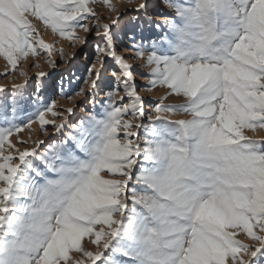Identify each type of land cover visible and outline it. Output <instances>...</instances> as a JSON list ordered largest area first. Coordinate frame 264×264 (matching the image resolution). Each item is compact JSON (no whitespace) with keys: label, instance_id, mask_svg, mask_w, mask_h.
Returning <instances> with one entry per match:
<instances>
[{"label":"snow or ice","instance_id":"1","mask_svg":"<svg viewBox=\"0 0 264 264\" xmlns=\"http://www.w3.org/2000/svg\"><path fill=\"white\" fill-rule=\"evenodd\" d=\"M93 2L0 0V57L12 70L38 49L55 67L54 44L30 17L64 39L79 40L77 28H94L103 41L100 67L91 64L83 81L91 91L74 93L91 96L99 108L85 104L87 116L67 134L64 112L75 109L58 112L55 101L44 103L41 85L34 89L33 104L43 106L29 129L39 121L45 132L52 125L63 135L49 144L40 166L34 150L20 152L10 140L22 131L12 120L26 99L25 85L0 98L7 125L0 126V264H261L264 137L245 130L264 129V0H157L156 8L171 10L162 21L147 17L153 5L141 0L132 11L144 17L123 26V14L101 25ZM103 3L115 11L110 0ZM141 19L161 33L158 39L137 40ZM121 33L131 34L132 58L144 62L141 69H151L144 73L147 90L159 86L165 98L182 103L146 107L133 65L117 51ZM106 58L119 68L117 85L97 101ZM46 75L41 71L37 79ZM178 113L187 118L170 119ZM241 233L251 243L239 239Z\"/></svg>","mask_w":264,"mask_h":264},{"label":"rangeland","instance_id":"2","mask_svg":"<svg viewBox=\"0 0 264 264\" xmlns=\"http://www.w3.org/2000/svg\"><path fill=\"white\" fill-rule=\"evenodd\" d=\"M140 2L141 0H133V3L130 4L128 3V0H110V3L115 6V11H112L103 3V0H94L92 7L98 16L101 25L104 23H110L118 14H123L120 22L123 26L130 19L137 16L144 17L143 12L137 13L132 11V9H134ZM156 2L157 0H150V3L153 6L149 7L147 17L154 21H162L165 18L164 14L170 13L171 10L164 4H160V6L156 8ZM180 2H183V0H180ZM172 16H174V13H172ZM169 18H171V16ZM30 19L36 29L41 33L42 38L47 43L54 44L51 61L55 63V67L49 62L48 56L40 49H38L40 54L37 56H32L31 53H29V56L22 60L15 70H12L10 66L7 65L6 60L3 57H0V87L8 90L0 93V98L7 99L11 93L13 85H25L24 92L26 99L22 102L20 109L17 111L15 119L12 120L14 125L22 128V131L14 133L10 140L20 152L25 149L30 151L34 150L36 153L34 162L37 166H40V158L48 154L49 144L52 143L54 139L62 140L63 135L56 133L52 125H47V131L45 132L42 130L39 121L32 123L31 128L29 129L28 122L31 119H34L37 108L43 106H36L33 104L31 98L36 95L34 89L37 85H41L43 88L42 95L44 97V103L51 104L55 101V110L58 112L69 107L75 109L71 115L64 112V116L69 121L67 129L64 130V134H67V132L72 130L73 124H76L81 117L87 116L88 112L82 110L85 108V104L87 105L88 110L95 111L96 108H99V105H96L94 108L92 103L93 98L91 96L85 100L83 96H74V93L80 87H83L86 93L91 91L89 84L84 83L83 81L89 79L88 68L91 64L96 63V57L98 55L97 46L99 45L102 47L103 41L100 37L95 35L94 28L88 33H85L81 28H77L75 35L80 37L79 40L64 39L58 34H53L50 29L45 28L43 23L37 19L31 17ZM88 23L91 26L97 23V21L89 20ZM165 31H167V29H165ZM159 35H161V33H158L156 28L147 22V19H141L139 21V27L137 28L138 41L140 36H143L145 41H151L158 39ZM130 36L131 34L124 35L121 33V40L116 42V47L120 54L128 57V63L133 65L134 76L138 75L139 77L138 79H135L136 87L139 94L144 98L146 107L149 110H152L161 100H163L164 104L168 105L182 103V98L175 97L174 95L165 98L167 95L166 91L159 88V86L152 89V91L147 90L146 86L149 83V78L145 76L144 73L150 72L151 69H141L140 66L144 62L138 58H132L135 53L132 51L133 41ZM84 37H87V43H85ZM124 49H128L129 51H123ZM33 64L38 65V67H33ZM96 67H100L99 63H96ZM41 71L47 74L43 81L37 79V73ZM118 71L119 68L115 62L111 58H106L101 79L99 81V94L95 97L97 101L104 100L107 92L116 87L117 81L115 80L113 73ZM21 72L25 73V75H21ZM45 84L47 85L46 87H44ZM52 85L56 86L53 88ZM122 94L123 93L121 92V95ZM69 95H73L74 98L72 100L67 99L66 97ZM125 102H127V98H125ZM100 111L102 112L103 109L100 108ZM184 118L187 117L182 113L170 116L171 120ZM46 119L52 120V114L48 113ZM125 119L133 118L130 115H127L125 116ZM136 122V120H133V123ZM56 123H60L59 118L56 119ZM0 126H7L2 119H0ZM245 132L253 138L264 137V129H246ZM20 141H25V143H20ZM37 141H42L43 143H35ZM12 155L18 156L19 153L13 151ZM13 163H19V161L15 160ZM3 186V184H0V187ZM238 238L244 243H251L243 233H241ZM87 247L92 251L96 250L95 246L90 242L87 244ZM261 264H264V258L261 259Z\"/></svg>","mask_w":264,"mask_h":264},{"label":"bare ground","instance_id":"3","mask_svg":"<svg viewBox=\"0 0 264 264\" xmlns=\"http://www.w3.org/2000/svg\"><path fill=\"white\" fill-rule=\"evenodd\" d=\"M138 78H139L138 75H136V76H135V79H138Z\"/></svg>","mask_w":264,"mask_h":264}]
</instances>
